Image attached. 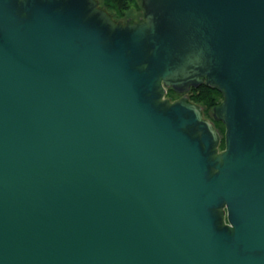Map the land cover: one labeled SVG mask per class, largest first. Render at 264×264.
<instances>
[{
  "label": "water",
  "instance_id": "obj_1",
  "mask_svg": "<svg viewBox=\"0 0 264 264\" xmlns=\"http://www.w3.org/2000/svg\"><path fill=\"white\" fill-rule=\"evenodd\" d=\"M141 8L0 0V264H264V0Z\"/></svg>",
  "mask_w": 264,
  "mask_h": 264
},
{
  "label": "trees",
  "instance_id": "obj_2",
  "mask_svg": "<svg viewBox=\"0 0 264 264\" xmlns=\"http://www.w3.org/2000/svg\"><path fill=\"white\" fill-rule=\"evenodd\" d=\"M99 5L107 10L115 20H126V13L132 7L136 11L142 12L141 0H98ZM181 94L175 93L171 88L167 89L166 96L171 100L178 98ZM190 101L199 104L204 111V115L212 119V109L222 100L221 93L213 87L201 84L195 88H190L186 93ZM214 121V120H213ZM220 125L222 142L220 147H223V132L224 126L221 122H216Z\"/></svg>",
  "mask_w": 264,
  "mask_h": 264
},
{
  "label": "rangeland",
  "instance_id": "obj_3",
  "mask_svg": "<svg viewBox=\"0 0 264 264\" xmlns=\"http://www.w3.org/2000/svg\"><path fill=\"white\" fill-rule=\"evenodd\" d=\"M142 12H143V10H142ZM142 12L136 11V10H134V8L131 7L126 13V18L130 17V19H132V20H137L138 18H140L142 16Z\"/></svg>",
  "mask_w": 264,
  "mask_h": 264
},
{
  "label": "flooded vegetation",
  "instance_id": "obj_4",
  "mask_svg": "<svg viewBox=\"0 0 264 264\" xmlns=\"http://www.w3.org/2000/svg\"><path fill=\"white\" fill-rule=\"evenodd\" d=\"M180 96H181V95H180ZM180 96H179V97H180ZM179 97H178V98H179ZM176 99H177V98H176ZM174 100H175V99H174ZM203 112H204V111H203ZM204 116H205V115H204ZM205 117H207V116H205ZM207 118H209V117H207ZM209 119H211V118H209ZM212 122H213L214 126H215V127L219 130V132H220V125H219L218 123L216 124V122H218V121H213V120H212ZM220 133H221V132H220ZM221 142H222V140H221ZM220 144H221V143H220ZM221 149H223V147H220V150H221Z\"/></svg>",
  "mask_w": 264,
  "mask_h": 264
}]
</instances>
